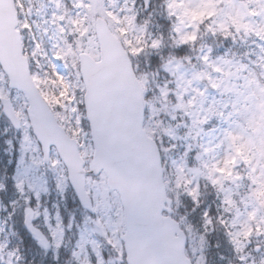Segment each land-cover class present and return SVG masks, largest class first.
<instances>
[{
  "label": "snow or ice",
  "instance_id": "6c2138e0",
  "mask_svg": "<svg viewBox=\"0 0 264 264\" xmlns=\"http://www.w3.org/2000/svg\"><path fill=\"white\" fill-rule=\"evenodd\" d=\"M0 125V264H264V0H0Z\"/></svg>",
  "mask_w": 264,
  "mask_h": 264
},
{
  "label": "trees",
  "instance_id": "16d2710c",
  "mask_svg": "<svg viewBox=\"0 0 264 264\" xmlns=\"http://www.w3.org/2000/svg\"><path fill=\"white\" fill-rule=\"evenodd\" d=\"M9 135L3 134L0 127V174H3L5 170L11 172L14 170V162L13 164H9V160L11 159L8 154V145L6 143ZM55 197V193L52 194L51 197L48 198V203ZM78 202L69 199L67 201L66 207L62 208V215L64 217L65 223H68L70 214L76 209ZM79 217V213H76ZM17 229L21 232V238L24 243L22 244V248L26 251L28 264H50L51 254L45 256L43 251L39 248L38 245L31 239V236L25 231V229H21L20 225L16 226ZM71 236V232L68 233ZM74 243V239L72 240ZM66 258L65 255L62 257Z\"/></svg>",
  "mask_w": 264,
  "mask_h": 264
},
{
  "label": "rangeland",
  "instance_id": "374dc122",
  "mask_svg": "<svg viewBox=\"0 0 264 264\" xmlns=\"http://www.w3.org/2000/svg\"><path fill=\"white\" fill-rule=\"evenodd\" d=\"M0 127H1V130H2V133L4 134V131H3V125H0ZM7 135H9V138H10V136H11V133H8ZM9 138H8V139H9ZM8 139H7V140H8ZM10 157H11V156H10ZM55 200H56V194H55V199H54L53 201H51V202H52V203H54V202H55ZM51 202H50V204L48 203V204H49V206H51V204H52ZM70 215H71V214H70ZM69 219H70V216H69ZM66 224H67V223H66ZM74 243H75V242H74ZM64 255L66 256V258H65V259H67V258H69V259H70V252H69V253H66V254H64Z\"/></svg>",
  "mask_w": 264,
  "mask_h": 264
},
{
  "label": "water",
  "instance_id": "95a60500",
  "mask_svg": "<svg viewBox=\"0 0 264 264\" xmlns=\"http://www.w3.org/2000/svg\"><path fill=\"white\" fill-rule=\"evenodd\" d=\"M27 230V229H26Z\"/></svg>",
  "mask_w": 264,
  "mask_h": 264
}]
</instances>
